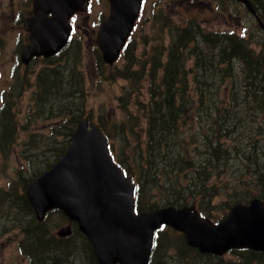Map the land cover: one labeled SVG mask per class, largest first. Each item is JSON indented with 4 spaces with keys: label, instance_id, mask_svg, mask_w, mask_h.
<instances>
[{
    "label": "trees",
    "instance_id": "16d2710c",
    "mask_svg": "<svg viewBox=\"0 0 264 264\" xmlns=\"http://www.w3.org/2000/svg\"><path fill=\"white\" fill-rule=\"evenodd\" d=\"M253 2L261 10L264 18V0H253ZM250 37L230 30H203L191 23L172 32V40L165 60L161 57L162 54H158L151 61L153 66L150 74H147L151 85L150 101L141 104L140 113L134 116V121H138L139 117L144 118L146 139L140 143L137 131H133L135 139L123 138L124 141L120 143V149L118 148L117 160L138 183L137 208L149 209L167 203L192 202L203 212L208 213L209 205H206L204 200L213 202L221 191L235 195L241 192L239 201H246L253 196L254 189L249 181L254 186L255 182L251 177V173L255 170L254 165H260L257 178L260 183L264 173V146L260 144H257L259 148L254 146L258 143L256 132L264 133V33L257 35L255 39ZM193 42L194 46H192ZM250 42L256 43L257 46ZM190 50H194L196 55L194 62L200 73H203L201 68L211 73L215 72V74H193L197 91L204 96L202 95L200 99L203 109L197 104L191 112L187 111L189 106L185 101L180 103L177 100V94L184 89V85L187 86L185 78L188 56L184 54ZM159 67H163L164 74H156ZM105 75L109 77L108 74ZM66 76L68 74H41L39 81L41 84L39 95L42 97L39 102L41 103L44 97L45 102L51 106L48 111L54 110L53 105L59 104V116L64 111L68 113L74 107H77V110L81 108L78 94L73 106H70V101L55 102L63 97L60 94L62 92L60 85L69 81ZM118 76L132 77L133 74H116V77ZM202 85L211 87L208 96ZM138 98L139 95L136 102ZM11 109L9 105L0 112L2 150L3 144L9 145L16 139L17 121L13 117L9 118L14 113ZM81 111L77 112V117ZM186 111L188 114L185 115ZM51 113L54 114V111ZM192 113H196L199 119L194 120L196 129L192 136L185 139L183 135L191 132V127H186L190 125L186 117ZM77 117L73 120L66 118L64 126L74 125ZM249 122L256 126L252 129L253 143L245 148L241 146L246 143V139H242L241 135ZM113 127H121L124 131H128L123 121L113 124ZM107 135L111 138L109 131ZM46 143L45 149L51 152L56 150L53 142ZM58 144L60 148L54 152V159L64 151L66 141L62 146L61 143ZM120 152L124 155V160ZM52 160L47 161L48 166L54 161ZM230 163L240 167L242 179L233 178ZM37 171L34 172V176L39 173ZM159 173L173 182L166 193L163 192L161 196L154 198L155 189L159 184ZM15 193L7 198L9 203H3L1 199L0 208L11 209V214H16L14 218L19 223L17 226L25 233L20 246L29 256V264H70V259H75L77 262L75 252L53 239L42 225L43 222L36 220L25 193ZM259 194L264 198L263 189ZM76 231L81 235L78 229ZM162 232L164 237H168L166 230ZM157 239L152 264H184L174 259L172 253L166 252L170 257L167 259L157 252L159 244L163 243L162 238ZM84 241L86 243L84 251H87V257H84L85 264H98L90 243L86 239ZM180 247L177 245L179 250ZM239 251H248L251 260L264 263V252L245 249ZM197 255L206 259L210 257L199 252ZM180 256L183 261L186 260L183 253ZM241 260L247 259L241 258ZM200 261L194 255L191 264Z\"/></svg>",
    "mask_w": 264,
    "mask_h": 264
},
{
    "label": "rangeland",
    "instance_id": "374dc122",
    "mask_svg": "<svg viewBox=\"0 0 264 264\" xmlns=\"http://www.w3.org/2000/svg\"><path fill=\"white\" fill-rule=\"evenodd\" d=\"M108 12V0H90L88 8L82 14V26L78 31L81 36L79 43L74 44L72 41L62 58L47 63L45 67L43 64L34 63L26 70L20 71L19 74H0V109H5L10 105L11 111L14 113L9 118L13 117L17 121L15 123L17 132L15 141L9 145L3 144V150L0 147V200L8 201L7 198L13 196V192L19 194L31 172L46 166L47 161L52 160L55 154L45 148H47L46 142L56 143L47 134L54 128L60 127L58 123L60 106L59 104L53 105L56 118H47L48 109L51 106L45 102L44 97L43 108L38 106V101L42 98L39 95L41 86L38 84L40 80L38 73L42 67L49 74H68L66 77L69 81L60 85L62 90L60 94L63 97L58 98L59 101L55 102L70 101V106H73L78 94V102L82 105L85 115L93 120L98 119L105 122L106 130L111 134L113 146L117 149L116 153L119 154L118 148L120 149V143L124 141L123 138L125 140L135 139L133 131H137L139 142H144L146 139L144 118L139 117L138 121H134V116L140 113L141 104L150 101L151 85L146 70L149 71L151 62L148 60L154 52L162 54L163 60L166 59L172 23L181 28L189 22V19H196L193 25L203 30L232 28L241 33L246 30L247 34L258 29L255 18L242 3L236 0H144L138 26L127 48L129 53L126 55L124 52L120 60L113 65H103L104 72L109 76L106 78L100 75L102 73L96 52V32L101 19ZM184 55L188 56L185 78L187 86L184 85V89L180 94H177V100L180 103L185 101L189 106L187 111L191 112V109L197 104H200V109H203L200 100L203 94L197 91L196 79L193 74H215V72L211 73L201 68L203 73H200L194 62L196 56L194 50H190ZM111 74L113 75L110 76ZM116 74H133V76L116 77ZM156 74H164L163 67H159ZM202 86L208 96L211 87ZM138 95L139 98L136 102ZM74 109L77 110V107ZM187 111L184 113L185 115L188 114ZM197 119L199 116L196 113L186 117L190 124L186 127H191V132L183 135L185 139L192 136L196 129L194 120ZM9 121L12 122V120ZM120 121L127 125L128 131H124L121 127H113V124H119ZM255 126L252 122L245 125L241 138L246 139V143H243L241 147L246 148L252 145V129ZM57 133L61 132L57 131ZM256 133L258 143L254 146L259 148L257 144H260L263 147L264 133ZM60 138L62 136L58 140ZM141 146L144 145L141 144ZM262 160L263 157L260 158L261 162ZM230 165L233 178H242L240 167L233 163ZM259 167L260 165L255 164V170L251 173L256 184L259 182L257 179ZM172 182L160 175L154 198L161 196L163 192L166 193ZM204 202L209 205V212L214 217L221 216L225 211V205L209 203L207 199ZM15 222L11 214L4 218L2 208H0V264H29V256L23 255L20 248L25 234L15 225ZM67 222L64 217L59 215L50 216L46 219L45 226L55 235L57 229ZM60 242L75 252L77 262L75 259H70V264L86 263L84 260V257H87V251H84L86 243L82 237L74 235L73 239L60 238ZM186 248L181 246L179 250L174 247V250L181 251L180 254L185 255L184 259L186 260L183 261L180 254L177 255L176 252L174 259L180 260L184 264H191V259L196 255L197 259L204 264H264L254 262L248 251H239V249L227 252L222 256L210 255L206 259L198 256L195 253L196 250ZM172 250V246H167L160 253L168 259L170 257L166 252L168 251L170 254ZM38 255L41 253L38 252ZM241 258L247 260H241ZM200 262L196 264H200Z\"/></svg>",
    "mask_w": 264,
    "mask_h": 264
},
{
    "label": "water",
    "instance_id": "95a60500",
    "mask_svg": "<svg viewBox=\"0 0 264 264\" xmlns=\"http://www.w3.org/2000/svg\"><path fill=\"white\" fill-rule=\"evenodd\" d=\"M109 1L110 12L100 24L97 41L104 60L113 63L133 29L142 0ZM240 1L260 20L251 0ZM87 4L88 0H34L36 16L26 21L31 52L50 55L62 48L71 30L69 17ZM26 192L39 218L48 209L61 207L78 220L100 264H149L154 231L163 221L184 230L188 243L202 252L222 254L232 247L264 250V204L257 198L236 204L218 224L190 207L136 214L135 184L112 161L99 126L89 128L87 119L72 133L66 153L34 178ZM70 232V225L60 231Z\"/></svg>",
    "mask_w": 264,
    "mask_h": 264
},
{
    "label": "flooded vegetation",
    "instance_id": "af4514ba",
    "mask_svg": "<svg viewBox=\"0 0 264 264\" xmlns=\"http://www.w3.org/2000/svg\"><path fill=\"white\" fill-rule=\"evenodd\" d=\"M33 1L0 0V74H18L31 64H44L62 54L58 52L49 57L33 55L25 62L24 48L30 43V35L24 21L35 14ZM80 16V13H74L70 18L73 28L68 44L72 38L74 41L78 39L77 34L82 26Z\"/></svg>",
    "mask_w": 264,
    "mask_h": 264
},
{
    "label": "bare ground",
    "instance_id": "6f19581e",
    "mask_svg": "<svg viewBox=\"0 0 264 264\" xmlns=\"http://www.w3.org/2000/svg\"><path fill=\"white\" fill-rule=\"evenodd\" d=\"M258 84V83H257ZM254 86V85H253Z\"/></svg>",
    "mask_w": 264,
    "mask_h": 264
}]
</instances>
